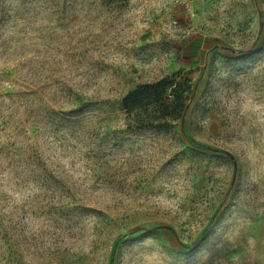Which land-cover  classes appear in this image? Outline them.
Segmentation results:
<instances>
[{"label": "rangeland", "instance_id": "rangeland-1", "mask_svg": "<svg viewBox=\"0 0 264 264\" xmlns=\"http://www.w3.org/2000/svg\"><path fill=\"white\" fill-rule=\"evenodd\" d=\"M0 264H264V0H0Z\"/></svg>", "mask_w": 264, "mask_h": 264}, {"label": "trees", "instance_id": "trees-1", "mask_svg": "<svg viewBox=\"0 0 264 264\" xmlns=\"http://www.w3.org/2000/svg\"><path fill=\"white\" fill-rule=\"evenodd\" d=\"M191 91L187 80L166 75L138 84L123 96L122 108L139 128H165L184 118Z\"/></svg>", "mask_w": 264, "mask_h": 264}]
</instances>
